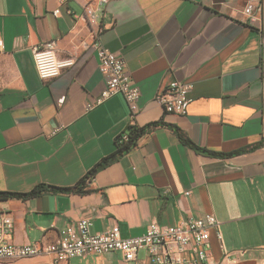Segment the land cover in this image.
Listing matches in <instances>:
<instances>
[{"label":"crops","instance_id":"crops-1","mask_svg":"<svg viewBox=\"0 0 264 264\" xmlns=\"http://www.w3.org/2000/svg\"><path fill=\"white\" fill-rule=\"evenodd\" d=\"M96 1L0 0V192L71 189L0 201L12 219L9 241L51 243L82 219L92 233L117 225L130 238L151 222L213 214L221 234V241L211 234L213 264H264V0L251 18L241 13L247 0H107L90 22L85 7ZM47 42L74 65L44 82L32 48ZM97 42L123 58L140 93L134 126L159 124L79 194L73 189L131 124L122 95L85 111L105 87ZM175 81L192 85L185 116L164 113L154 100ZM174 128L223 156L184 145ZM144 259L140 251L128 264ZM61 264L127 263L113 252Z\"/></svg>","mask_w":264,"mask_h":264},{"label":"built area","instance_id":"built-area-1","mask_svg":"<svg viewBox=\"0 0 264 264\" xmlns=\"http://www.w3.org/2000/svg\"><path fill=\"white\" fill-rule=\"evenodd\" d=\"M106 2L107 0H97L94 4L90 2L86 5V19L94 22ZM259 8V0H247L241 13L251 18L252 13ZM58 13V10L53 12L54 15ZM96 49L98 70L104 78L105 87L97 97L85 104V111L92 110L115 95H122L130 111V126H134L133 119L139 111L140 93L127 73L125 62L118 54L103 48L99 42L96 43ZM32 56L36 73L44 82L59 77L64 69L74 65L71 57H56L53 42L34 46ZM191 89L190 83L175 81L159 91L154 100L164 113L185 116L192 102L189 97ZM65 101L66 96H60L55 101L56 106L62 107ZM118 141L127 142V133L119 136ZM90 179L91 177H86L84 184H88ZM91 225L90 220L82 219L68 224L54 242L18 245L9 241L12 219L7 212H1L0 262L45 258L49 264H61L76 258L117 252L128 264L136 263L138 253L143 251L145 259L142 264H213L210 260L211 234L214 233L221 241L220 222L213 214H205L199 218L188 216L173 226L161 227L156 222H151L145 233L130 238H122L117 225L100 233H92Z\"/></svg>","mask_w":264,"mask_h":264},{"label":"trees","instance_id":"trees-1","mask_svg":"<svg viewBox=\"0 0 264 264\" xmlns=\"http://www.w3.org/2000/svg\"><path fill=\"white\" fill-rule=\"evenodd\" d=\"M159 123H153L149 126H146L144 128H137L135 126H128L126 133L128 136V141L125 143H120L118 141L119 137L116 139V150L108 157L104 158L100 163L96 165V167L88 174L86 177H91L96 171L99 169H102L106 165L109 164L117 155H121L123 153L129 152L132 149H134L137 145L138 139L151 127V126H156ZM174 131L176 135L178 136V139L186 146H189L193 150L208 155V156H223L220 154H216L213 152H208L203 149L198 148L195 146L182 132H180L177 128H174ZM234 154H239V152H236ZM232 154H228L227 156H231ZM83 186H84V180L78 184L73 191L79 194L85 193L83 191ZM56 188L54 187H45L43 185H39L36 188H34L32 191L25 193V194H18V193H10V192H0V201H5L11 198H20V199H27L30 197H34L37 195H40L43 192H46L48 190H55ZM56 190H62V191H70L69 189H56Z\"/></svg>","mask_w":264,"mask_h":264},{"label":"rangeland","instance_id":"rangeland-1","mask_svg":"<svg viewBox=\"0 0 264 264\" xmlns=\"http://www.w3.org/2000/svg\"><path fill=\"white\" fill-rule=\"evenodd\" d=\"M0 264H49L45 258H35L28 260H21L17 262H0Z\"/></svg>","mask_w":264,"mask_h":264}]
</instances>
